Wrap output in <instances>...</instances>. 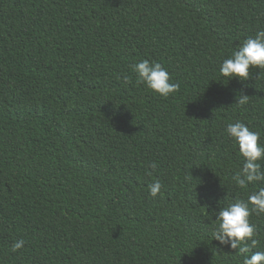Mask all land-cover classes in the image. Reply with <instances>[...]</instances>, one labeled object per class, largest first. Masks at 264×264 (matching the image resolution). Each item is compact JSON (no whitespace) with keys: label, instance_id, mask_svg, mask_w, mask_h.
Here are the masks:
<instances>
[{"label":"trees","instance_id":"trees-1","mask_svg":"<svg viewBox=\"0 0 264 264\" xmlns=\"http://www.w3.org/2000/svg\"><path fill=\"white\" fill-rule=\"evenodd\" d=\"M259 29L264 0H0V264H243L212 234L264 187L235 183L225 132L264 144V69L219 68ZM142 59L178 90L141 83ZM249 219L264 251V214Z\"/></svg>","mask_w":264,"mask_h":264},{"label":"clouds","instance_id":"clouds-1","mask_svg":"<svg viewBox=\"0 0 264 264\" xmlns=\"http://www.w3.org/2000/svg\"><path fill=\"white\" fill-rule=\"evenodd\" d=\"M250 68L264 69V29L247 37L230 57L223 59L219 72L227 81L236 78L244 82L250 78ZM132 70L141 83L162 98L169 97L179 88L178 84L171 82L170 73L159 62L142 59L132 65ZM248 102L249 96L240 93L237 105L242 107ZM225 132L238 145L243 160L242 167L234 177L235 183L244 189L254 182H264V168L260 163L264 161V144L258 143L260 132L251 130L240 121L228 123ZM150 167L155 169L156 164ZM161 188L160 181H154L149 185L150 195L156 197ZM215 212L218 224L212 239L218 241L219 245L236 250L238 255L244 257L243 264H264V251H250L257 246L258 240L255 239V227L249 219L253 212L264 214V187L248 195L247 200H237ZM24 245L23 239L16 240L11 250L17 252Z\"/></svg>","mask_w":264,"mask_h":264}]
</instances>
